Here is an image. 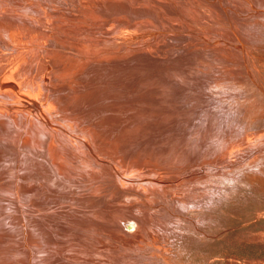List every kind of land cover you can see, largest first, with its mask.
<instances>
[{
  "label": "rangeland",
  "instance_id": "obj_1",
  "mask_svg": "<svg viewBox=\"0 0 264 264\" xmlns=\"http://www.w3.org/2000/svg\"><path fill=\"white\" fill-rule=\"evenodd\" d=\"M261 2L143 0L140 6L132 0H0V54L4 45L19 48L15 57H0V80L9 81L8 91H0V264H264V138L258 140L264 137V39L253 47L258 69L243 50L252 41L251 20L258 14L264 19ZM60 15L67 17L65 27ZM102 23L106 26L98 30ZM233 51L242 65L238 76L223 59ZM92 61L105 69H94L95 64L86 69ZM119 75L124 78L116 85ZM49 81L52 90L61 91L46 107L50 101L41 83L49 90ZM42 106L51 111L47 128L61 133L108 131L125 142L130 141L125 131L182 137L174 148L164 143L169 139L146 141L155 146L148 151L152 156L166 150L154 167L166 185L184 191L164 200L157 192L162 185L146 189L143 176L118 158L102 159L100 167L76 180L48 171L46 157L88 163L74 141L20 144L25 115ZM38 168L49 176L30 177L26 198L20 176ZM101 171L107 174L100 177ZM103 182L116 189L96 212L104 208L116 221L144 210L149 236L133 241L104 230L99 242L81 230H92L84 209ZM36 202L42 207L33 209ZM25 216L50 235L40 240L30 232L33 251L22 233ZM124 229L136 233L130 223ZM85 241L98 251H86Z\"/></svg>",
  "mask_w": 264,
  "mask_h": 264
},
{
  "label": "bare ground",
  "instance_id": "obj_2",
  "mask_svg": "<svg viewBox=\"0 0 264 264\" xmlns=\"http://www.w3.org/2000/svg\"><path fill=\"white\" fill-rule=\"evenodd\" d=\"M132 1L134 4L140 3V1L143 2V0H137V2L135 0H132ZM261 1H262L261 2L262 5L264 6V0H261ZM140 6H141V3H140ZM244 9L240 8L238 11H241ZM262 9H264V7ZM57 18L61 19L60 25H62V26L64 25L65 20H67L66 19L67 17H65L63 15H60ZM137 22H139V21L135 19L134 23H137ZM65 25H64V27H65ZM101 25L102 26H98V30H101L102 28H104L106 26L104 23H102ZM263 29H264V19L260 16V14H258L251 20V24L249 26V34L252 35L251 36L252 41H248L246 43V46L243 45V48H244L243 50L249 55V57L251 59H253V62H254L256 69H258L260 62L258 61L257 56L254 54L255 50H253V49L258 48V46L255 42H261V40L264 39V32H262ZM142 31L143 30H141V32ZM91 32H93V30ZM33 34L34 33H32L31 35H33ZM80 36L81 37H78V38L84 39V40L87 39V38L83 37L82 34H80ZM65 37H68V36H65ZM221 39H222V37H221ZM128 41L126 42V40H124L122 43H129ZM130 41H132V40H130ZM117 46L119 47L120 45H117ZM50 47H52V46H50ZM55 47H57V46H55ZM73 47L76 48L75 45H73ZM159 47L162 48V45L161 46L159 45ZM246 47H248V49ZM8 48H12V49L5 48V45L3 47H1V49H3L4 51H3V53L0 54V57L5 56L7 58H12V57H15L17 55L19 48H16L14 46H8ZM210 49H212V48H210ZM167 50H169V49L167 48ZM213 50H214V48H213ZM81 51H82V48H81ZM238 53H239L238 51H233V54H231V55L223 54L224 55L223 59L228 64V67H225V68L226 69H232L233 71L236 72L234 74L237 76H238V74H240V72H242L241 71L242 65L239 62L240 57H239ZM45 58H47V57H45ZM109 58H111V57H109ZM49 60H50L49 63L51 62L53 67L56 68V65L54 63V59H49ZM123 62L126 64H133L134 63V61H132L131 59H128V58H125L123 60ZM172 62L173 61H171V63ZM94 64H95V62L92 61L89 64V65H91V67L85 66V68L86 69L94 68V66L96 65L94 69H105L104 67L98 68L100 66L97 64H95V65ZM45 66L46 65L43 63V70H45ZM203 67L204 66H202V68ZM207 68H206V70H207ZM44 73H45V71H44ZM123 78L124 77L122 75H119L113 83L116 85H121ZM8 83H9L8 80L1 79L0 80V91H8V89H9ZM100 83H104V81H101ZM43 84H45V82ZM43 84L41 83V87L48 94L47 100L50 101V103L49 102L47 103L46 107H49L51 104H55L51 100L56 101V99L59 95V92L61 90L55 89V88H54L55 90H52L51 89L52 88V85H51L52 82L51 81L48 82L49 90L48 89L46 90L43 87ZM215 85L218 86V83H215ZM67 86H69V85H67ZM56 88H57V86H56ZM69 89H70V86L66 90H69ZM44 102H46V100L42 101V103H44ZM50 112L51 111L48 108H44L42 106L41 110L28 112L25 115L26 124L24 125V127H22L20 129L22 134H21L20 140H18V141H20V144L24 143L25 147H31L35 142L49 143L51 141H59V140L74 141V143L78 145V150H79V153H80L82 159L88 163V166H85L84 164L79 163V162H74V163L68 162L66 160V156L60 155V156H57L56 158L54 157L52 161H47V159H46L47 157L43 158L42 161L48 164V171H50L54 174L57 173V175L64 180H68V179L69 180H76V179L87 177L89 168L95 169V168L100 167L102 159L114 160L115 158H118L123 162L124 166L130 168L133 171L139 172V174H141L143 176L144 181L142 182V184L144 185V187L146 189L153 190L154 184L162 185L157 192L159 193V195L164 200H166L171 195H177L178 193L184 191L183 188H177L176 186L172 187V186L166 185V184H168L167 183L168 180L163 175H161V173H158L154 168V167H157V165L159 164L160 158H162L166 155V150H165V152H163L161 154H157V155L152 156L148 153V151L150 148L154 149L155 146L153 145V143L149 144L146 141L149 138H152V139H154V138L169 139V141H164V143L168 142L169 146H170L169 148H174V147H176L175 142H180L181 140H183L182 137L176 138V137H174V135H170L169 132H166L164 134H162V132H159V133L156 132V134H155L154 132L149 131V132H144L141 135H138L133 131H125V132H130V139H129L130 141L125 142V141H121L120 139H118L119 133H109L108 131H93V132L88 134L86 132H81V131L66 130L63 133H61L58 131L50 130L45 125L46 120H47L45 117L49 116ZM14 115L17 116V114H14ZM16 120H17V118H16ZM206 121H207V119H206ZM255 134H256V131H255ZM257 135H255V138L257 137ZM183 136H185V135H183ZM173 137L176 139H172ZM138 138H140V139H138ZM263 138L264 137L258 136V140H262ZM196 144H198V142H196ZM109 146H111V148L108 150ZM66 148L69 149L70 145L67 144ZM112 148L114 150H112ZM115 148H116V151H115ZM167 148L168 147L166 146V149ZM53 149L59 150L60 147L54 146ZM122 150H124V151L121 153ZM42 154L44 156L46 154V152L43 151ZM150 156H151V159H150ZM191 157H192L191 154L187 155L188 162H192ZM192 163L195 164L194 162H192ZM204 163L202 165H206V163L205 164ZM27 166H28V160L26 159L24 168H27ZM141 167H146V169L144 171H140ZM148 168H152V170H148ZM31 169H33V167H31ZM38 169H40L41 171L40 170H36V172L24 171L23 174L20 176L19 181L22 182L21 192L23 193V195L26 198H28L30 195V191L28 190V188L26 186H24L26 184V182L30 179V177H34L36 175L44 174L41 168H38ZM45 172H46V174H44V175L48 177L49 174L47 173V171H45ZM104 174H107V173L101 171L100 177H102ZM122 175H124V174H122ZM92 176L96 177L94 174H92ZM179 183H180L179 181L176 182L177 185ZM57 185H58L57 183H52V184L45 183L44 187H54ZM115 189H116V187L113 185H109V184H106L104 182H103V184H101L100 191H96L94 193L93 198H96V199H93L92 202H89L88 205L90 207H87L84 209L86 211V213H84L83 217L86 218V220H87L86 222L88 223L89 226L92 227V230H88L85 227H82L81 230L84 233L88 234L90 237L96 238V240L99 242H104V233H103L104 230H106L107 233L110 236H112L113 238H116L118 235L123 234L127 237H132L133 241H138L139 238L143 239L144 235H146V234L149 236V231L147 230L148 218H147V214L144 210H142L140 213L130 212L127 216H121V217L117 216L116 221H112V219H108L106 217V214L104 213V208L101 211V213L96 212V207H101L99 205V202L103 201L105 196L110 194L111 191L115 190ZM31 207L33 209H36V208L42 207V204H40L38 202L32 203ZM93 215L95 216V218L91 217ZM23 222H24V225H22V233L24 232L23 235L26 236V242L31 248H32V246L29 244V239L32 238L31 233L38 235L40 237V240L42 237H43V239H45V237H47V239L50 240V235L44 230V226L42 224H39V223H35L34 225H32V221H31L30 216L23 217ZM129 223L135 227L136 233H130V232L125 231L124 225L129 224ZM151 238L154 241V243L160 244L161 240L158 236H152ZM3 244H4V242L2 240H0V246ZM143 244L145 246H150L148 241H144ZM36 245L38 247L40 246L39 243H37ZM83 246H84L85 250L88 252H91L92 250L98 251V247H93V245L91 243H88L86 241H85ZM32 251H33V248H32ZM28 257H29V254H28ZM27 261H28V258H27ZM91 264H112V263L111 262H92Z\"/></svg>",
  "mask_w": 264,
  "mask_h": 264
}]
</instances>
